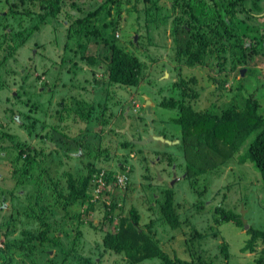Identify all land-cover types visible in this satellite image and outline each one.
<instances>
[{"label":"rangeland","instance_id":"obj_1","mask_svg":"<svg viewBox=\"0 0 264 264\" xmlns=\"http://www.w3.org/2000/svg\"><path fill=\"white\" fill-rule=\"evenodd\" d=\"M18 1L0 0V43H3L2 38L6 37V31L10 36L16 37L17 42L22 40V44L9 54H7L8 46H0V138L5 132L12 135L4 138L3 144H0V187L8 188L14 185L13 172L16 173L19 169L13 171L15 166L12 168L10 161L17 153L14 147L23 146L22 140L30 142V150L36 152L35 156L39 159H41L39 155L46 157L47 168L53 174L60 175L63 180L65 179L62 171L66 169L76 174L86 170L85 164L88 157L83 153L87 151V148H83L78 142V140L81 142L85 140L91 148L110 149L112 157L108 159L109 162L101 158L95 160L99 163L98 165L116 169L121 178L127 171V181L130 180V182L125 187L115 188L111 195L118 196L126 212L131 205H136L142 215V225L148 223L150 219L160 220L158 219L160 202H165L168 189L173 190L174 203L180 208L181 218H188V222H183L178 228L158 225L159 231L165 235L164 247L172 255L177 253L182 257L190 258V237L195 226L198 231L204 232V235L196 239L191 255L195 256L196 252L203 259L216 262L229 261L230 264H258L257 258L264 253L262 239L258 240L256 249L253 251H242L241 248L249 237L247 230L251 225L264 228V182L260 170L250 159L241 163L236 154L230 160H224L215 165L213 168L215 170L206 172L205 175H201V178L197 180L193 178L195 182L192 187L191 179L187 177L186 164L193 160V153L187 152L183 144H180L181 141L183 142L181 127L173 120L179 114V108H166L161 106L160 102L164 97L167 100L176 97L197 109L221 113L225 107H230L229 104L243 106L245 94L257 92L262 100L264 112V44L261 43L259 52L252 53L248 56L247 63H243L236 61L231 54V49L227 53L222 51L221 40H219L220 42L216 45L209 47L203 63L190 66L185 60L177 58L176 43L171 34V21L165 25L155 21L154 23L150 20L152 14L145 24L146 1L120 0L122 8L120 14H117L116 3L109 8L111 11L107 19L110 25L115 27L107 31L105 35L109 34L111 38L117 37L120 44L144 61L145 67L142 80L138 85L115 86L108 92L102 83L95 81L105 76L106 61L110 52L109 45L103 41L105 36L99 35L98 38L92 34L89 38L84 35V39L77 36V40L72 39L68 45L66 44L67 29L71 30L72 22L89 10L95 9L105 0H76V4L75 0H67V4L58 17L59 20L50 22V25L55 26L59 33L55 32L51 26L44 24L38 30L33 27L37 21H40V17L37 15L28 17L30 7L40 5L41 11L45 12L42 4L29 0ZM167 2L171 4L172 0H159L160 5H163L161 8L170 14V19H173L175 15H179L180 10L168 9L165 5ZM138 9H141L140 13ZM183 12L186 15L183 25L189 30L197 32L206 30L205 33L208 35L216 33L204 27V20L200 16L199 9L196 10V16L192 14L189 5H186ZM160 15L158 12V16ZM250 22L251 25H256L255 32L264 31V17ZM101 24H104L103 19H89L85 28L95 27L96 29ZM76 27L78 28L79 25H73V31ZM19 32L21 35L18 34ZM71 45L74 49L78 48L77 56H74L73 51L65 50L66 46L71 47ZM89 56L98 58L97 64L91 63L87 59ZM72 66L78 67L76 72L69 71ZM23 76L28 78L27 81L30 80L31 88L25 83L22 86L20 81ZM13 79L16 82H13ZM68 93L70 95L68 102L80 111L91 109L89 104L93 99L95 100L97 111L93 110L95 112L93 123L89 125L93 127L95 125L96 131L91 132L89 128L87 129L85 120H82L84 118L78 117L73 121V114L68 120L59 121L55 113L62 107V98H64L62 96H67ZM112 95L114 98L109 97ZM75 99L84 100L73 105L72 100ZM49 101L52 107L47 108ZM87 101L89 104H86ZM102 103H106L104 106L108 105L107 111L104 106H101ZM148 106H151L155 133L163 134L173 141L179 140L177 143L149 139L151 135L148 132L150 129L147 119ZM103 110L106 111L103 115L114 121L111 124L107 123V126L104 124L102 128V124L95 118L97 114L101 115ZM111 114H114L115 118L117 116L116 120ZM77 115L80 116L79 113ZM52 119H56L57 122L52 124ZM33 121L37 128L31 135L28 127H35ZM117 127H121L122 130ZM81 131L83 132L80 133ZM101 131L103 135L97 136L95 132ZM77 132L80 134L75 140L72 136ZM132 135H136V138ZM134 138L146 139V142L134 141ZM128 139L133 141L126 145L125 141ZM245 146L246 144L240 148L239 153H244ZM164 151L170 153L172 157L170 163L165 158L158 161L160 156L157 153ZM208 153L212 155V151ZM81 155L85 158L82 159ZM220 160L221 158H217L218 162ZM118 163L124 168H119ZM38 171L35 169V172ZM22 187L24 186L20 188ZM26 190L27 188L21 189V194H26L28 192ZM147 190L151 192L149 199L150 193L148 194ZM125 194H128V199L123 202L120 196ZM17 199L14 200L19 206L20 201ZM219 204L239 213L246 222L244 227L229 220L217 223L213 212ZM13 205L15 204L11 202L9 196L5 201L0 198V222L3 217L9 215ZM85 207L86 205L83 208L81 204H77L76 210L72 209L70 213L73 214L75 211L78 213L82 210L85 221L92 220L96 224L104 225L103 230L116 229L115 225L121 220L116 214L111 224L104 218L103 209L98 207L92 213H86ZM118 212L121 211L118 210ZM53 219L56 222L55 230L51 235L55 236L57 232L68 234L69 239L75 235L74 227L77 219L73 220L72 216L66 217L62 209H59V213L53 214ZM124 221L126 225L130 223L128 218ZM100 229L97 228L95 231L91 227H85L86 236L84 231L82 242L86 246H81L80 254H96L94 241L101 239L103 231ZM6 238L7 236L0 230L1 245H4ZM53 246L46 247L47 253L41 254V264H48L49 257L57 254L58 247ZM222 248L229 251L228 260ZM112 259L121 261L123 259L124 264L129 263L126 257L122 258L112 253L105 254L100 264H110ZM144 264L161 263L159 259H156L147 260Z\"/></svg>","mask_w":264,"mask_h":264},{"label":"trees","instance_id":"obj_2","mask_svg":"<svg viewBox=\"0 0 264 264\" xmlns=\"http://www.w3.org/2000/svg\"><path fill=\"white\" fill-rule=\"evenodd\" d=\"M29 1L42 4L41 6H44L46 10L45 12L41 11L40 5H31L28 17L34 15L40 17V21H37L36 25L33 26L36 30L40 29V27L42 28V24L52 26L48 23L54 20L58 21V17H60L64 6L67 4V0ZM144 1L147 3L144 9L146 16L145 24L152 14L153 16L150 17L152 22L155 21L165 25L168 24V21H171V34L176 43L177 58L185 60L190 66L203 63L209 47L216 45L220 42L219 40H221L222 51L227 53L231 49V54L235 57L236 61L243 63H247L248 56L252 53L256 54L259 52L261 43L264 44V31L255 32L257 27L256 25H251L250 22L253 19L258 20L264 17V0H172L171 4L169 2L165 3L168 9L180 10L179 15H175L173 19H170V14L167 11L164 12L161 8L163 5H160L159 0ZM12 2L19 1L12 0ZM115 3L116 11H118L117 14H120L122 10L120 0H105L95 9H91L86 14L76 18L72 22L71 30L67 29L66 34L67 45L70 40H77V36L81 39H84V35L89 38H91L92 34L96 37L99 35L100 37L101 35L105 36L103 41L109 45L110 49L108 61L104 59L107 63L105 76L95 81L96 83H102L108 92L115 86L138 85L142 80L145 67L144 61L128 51L123 44H120L117 37L112 36L111 38L109 34L105 35L107 31L115 27L110 25L107 19L111 11L109 8ZM186 5H189L192 14L195 16L196 10L199 9L200 16L204 20V27L211 29L217 34L208 35L205 33L206 30H203L204 32H197L186 28L183 25L186 18L183 9L186 8ZM138 12L140 13L141 9H138ZM158 12H160V16H158ZM97 18L103 19L104 24L99 25L96 29L95 27H90L91 29L85 28L89 19L97 20ZM73 25H79V27H76L73 31ZM251 26H254V28H251ZM18 34L21 35L20 32ZM5 36L2 38L3 43H0V46H8L7 54L12 53L14 49L18 48L19 44H22V40L17 42L16 37L10 36L8 31L5 32ZM135 45L138 46L137 44ZM65 50L73 51L74 56L78 55V48L75 47L74 49L72 45L71 47L66 46ZM218 50H220L219 47ZM81 56L84 57L82 54ZM69 59H72L71 56ZM87 59L91 63L97 64L98 58L95 59L94 56H89ZM77 68L72 66L69 71L76 72ZM27 79L23 76L20 83L22 86L25 83V85L31 88L32 84ZM12 81L14 82L15 79ZM68 96H70L69 93L67 96H62L64 97L62 98V107L56 110L55 115L59 118V121L68 120L70 115L73 114V121L77 120L78 117L80 119L84 118L82 120H85L87 129L89 128L91 132L96 131L95 125L94 127L93 125H89L93 123L94 119L93 115L95 112L93 110H96L95 105L97 106L95 100L93 99L90 104L89 101L86 102V104H89V107L91 106V109L80 111V109H76L77 107L73 108L71 106V103L68 102ZM109 97L114 98L113 95ZM164 98L160 102L161 106L179 108V114L173 120L181 127L183 142L181 141L180 144H183L187 152L193 153V160L186 164L188 166L187 177L191 179L192 187L195 182L193 178L196 180L201 178V175H205L206 172L211 171L215 165L220 164L221 161L230 160L236 154L240 158L239 161L241 163L249 159L253 161L255 166L260 170L264 182V112L262 111V100L258 97L257 92L245 94L243 106L229 104L230 107H225L221 113L197 109L193 105L186 104L183 100L176 97L168 100ZM82 100L84 99L78 100L79 102L76 99L72 100V104L74 105L76 102L81 103ZM98 103L100 104L101 101ZM104 104L106 103H102L101 106H104ZM47 105H49L47 108L52 107L51 101ZM39 106L43 107L42 105ZM104 107L107 111L108 105ZM105 110H103L101 115L96 113L95 118L96 121L102 124V128L104 124H111L114 121L104 116ZM4 111L7 112L8 109H4ZM78 113L81 117L77 115ZM49 116L55 118V116ZM111 116L115 118L114 114H111ZM52 120V124L57 122L56 119ZM36 128V125L35 127L29 126V133L33 135ZM80 133L77 132L72 138L77 140V136ZM95 133H97V136L103 135L102 131ZM10 136H12L11 133L5 132L2 138H0V144H3L4 138ZM132 136L136 138V135ZM132 141V139H128L125 141V144H130ZM78 142L83 148H87V151L83 153L88 157V161L85 164L86 170L76 174L70 169H66L62 171L63 173L61 172L65 180L60 175L53 174L47 168L45 165L46 157L39 155L41 158L39 159L38 156H35L37 153L30 150L29 147L31 145L29 141L22 140V147L19 148L18 145L14 147L17 153L13 155L10 163L12 164V168L15 166L12 169L13 171H17L18 169L20 171L13 172L15 181L12 187H0V198L5 201L9 196L11 202L15 204L9 215L3 217L0 222V230L7 236L4 245L0 244V264H41V254L45 253V248L50 245L58 247V252L55 256L49 257L47 260L48 264H100L105 254L111 255L112 253L120 255L122 258L126 257V261L128 260L129 262L128 264H144L147 260L156 259H159L161 264H230L229 261L216 262L203 259L196 252L195 256L194 254L191 255L196 239L204 235V232L198 231L195 226H193L190 237V258L182 257L177 253L172 255L164 247L165 235L159 231L158 225L163 224L171 226V228H178L183 222H188V218H181L180 208L174 203L173 190L168 189L165 202H160L159 212L161 215L159 213L158 217L160 220L150 219L148 223L142 225V215L136 205H131L126 212L118 196L114 197L111 195L115 188L120 186L125 187L130 182V180L127 181V171L124 169L125 177L124 181H122L116 169L110 166H100L98 165L99 163L95 162V160H100L101 158L103 161L109 162L108 159L112 157L110 149L91 148L85 140L83 142L78 140ZM244 144H246L244 153H239L240 148ZM209 151H212V155L208 153ZM157 154L160 156V160L158 161L165 158L170 163L172 160L170 153L166 151ZM81 156L82 159L85 158L84 155ZM217 158H221V160L218 162ZM118 166L119 168H124L119 163ZM35 169L39 171L35 172ZM21 186L25 188H20ZM26 188L28 192L21 194L20 190ZM199 193L201 192L199 191ZM148 194L149 199L151 192H148ZM127 197L128 194L120 196L123 202L128 199ZM15 198H18L17 201H20L19 206H17ZM77 204H81L83 208L86 205V211L84 210L86 213H92L98 207L103 209L105 213L104 218L106 221H110L111 224H113L112 221L116 214L120 216L121 220L115 225L116 229L106 228L103 230L102 227L104 225L96 224L92 220L85 221L82 210H77L78 213L75 211L71 214L70 211L72 209L76 210ZM20 206L22 207L20 208ZM59 209L65 211L66 217L72 216L73 220L77 219V224L74 227L76 231L75 235H72L70 239L68 238V234H59L57 232L55 236L51 235L55 230L54 223L56 222L53 219V214L59 213ZM118 210L121 212H118ZM213 213L216 215L215 221L217 223L229 220L234 221L241 227H244L246 223L239 213L226 209L221 204L216 205ZM126 218L130 219V223L127 225L125 224L126 221H124ZM84 226L91 227L95 231L97 228H101L100 230L103 231L101 239L94 241V250L97 251L95 255L92 253L86 255L80 254L82 253L81 246H86L82 242L85 231ZM247 232L249 233V237L241 250L253 251L256 249L258 240L262 239L264 241V228H256L251 225ZM222 250L226 252L225 257L228 260L229 251L225 248H222ZM47 251L50 252L49 250ZM113 260H111L110 264H124L123 259L122 261L115 259L114 262ZM257 262L258 264H264V253L257 258Z\"/></svg>","mask_w":264,"mask_h":264},{"label":"water","instance_id":"obj_3","mask_svg":"<svg viewBox=\"0 0 264 264\" xmlns=\"http://www.w3.org/2000/svg\"><path fill=\"white\" fill-rule=\"evenodd\" d=\"M135 38L137 39V36ZM147 112H148L147 119H148V121L150 123V129H149V134L151 135L149 137L150 140L151 139H161V140H164V141H167V142H170V143H177L179 141V140L173 141L171 139H168L163 134H156L155 131H154V125H153L152 116H151V106H148ZM133 140L141 142V143H145L146 142V139H133Z\"/></svg>","mask_w":264,"mask_h":264},{"label":"flooded vegetation","instance_id":"obj_4","mask_svg":"<svg viewBox=\"0 0 264 264\" xmlns=\"http://www.w3.org/2000/svg\"><path fill=\"white\" fill-rule=\"evenodd\" d=\"M48 24H51V23H48ZM51 28L55 31V32H57V33H59L57 30H56V28H55V26H51ZM30 77V76H29ZM32 78H33V76H32ZM28 82H30V80H28ZM41 87V86H40Z\"/></svg>","mask_w":264,"mask_h":264},{"label":"built area","instance_id":"obj_5","mask_svg":"<svg viewBox=\"0 0 264 264\" xmlns=\"http://www.w3.org/2000/svg\"><path fill=\"white\" fill-rule=\"evenodd\" d=\"M124 175H125V174H123V178L120 177V179H121L122 181H124V177H125ZM99 177H100V176H99ZM100 180H101V179H100Z\"/></svg>","mask_w":264,"mask_h":264},{"label":"crops","instance_id":"obj_6","mask_svg":"<svg viewBox=\"0 0 264 264\" xmlns=\"http://www.w3.org/2000/svg\"><path fill=\"white\" fill-rule=\"evenodd\" d=\"M119 128L121 129V127H118V129H119ZM121 130H122V129H121Z\"/></svg>","mask_w":264,"mask_h":264}]
</instances>
